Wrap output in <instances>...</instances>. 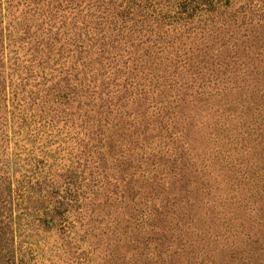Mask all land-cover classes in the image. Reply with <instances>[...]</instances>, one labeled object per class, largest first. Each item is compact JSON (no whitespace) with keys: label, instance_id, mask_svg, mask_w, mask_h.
Instances as JSON below:
<instances>
[{"label":"rangeland","instance_id":"rangeland-1","mask_svg":"<svg viewBox=\"0 0 264 264\" xmlns=\"http://www.w3.org/2000/svg\"><path fill=\"white\" fill-rule=\"evenodd\" d=\"M109 1L0 0V264L264 263V0Z\"/></svg>","mask_w":264,"mask_h":264},{"label":"trees","instance_id":"trees-1","mask_svg":"<svg viewBox=\"0 0 264 264\" xmlns=\"http://www.w3.org/2000/svg\"><path fill=\"white\" fill-rule=\"evenodd\" d=\"M83 1H87V3H90V4H92L91 6H94V5H96L97 6V8H99V6H102L103 5V7H102V9H104V10H108L109 9V5H106L105 3L106 2H108V3H111V1H109V0H67V2H66V5H65V7H64V9H66L65 10V12L67 11V12H69L71 9H77L78 10V13H80L81 12V9H80V4L78 5V2H83ZM211 2V0L209 1V3ZM128 3H130V6H126V13H131V12H133V11H131V5L132 6H134V8H137V6H141V3H142V0H128ZM87 5V4H86ZM86 14L88 15V18H87V20L84 18V16H83V18H82V23L86 26V24H88L87 23V21H88V19H90L92 16H89V13H87L86 12ZM42 20H46L45 18H43ZM50 20H51V18H50ZM54 22V21H53ZM71 22V21H70ZM73 22H75V21H73ZM29 25H33L32 23H28ZM44 24H46L47 25V27H43L44 26ZM116 26V25H115ZM43 28V29H42ZM117 28H121V27H117ZM40 29H42V30H46L47 31V34H48V31L51 29V27L49 26V24H48V21H43V24H42V26H41V28ZM2 33H1V31H0V134L1 135H4V136H7V134L6 133H4V131L3 130H1L2 129V127L4 126V124H3V122H6L5 120H4V118L2 117V114L1 113H5V109L4 110H2L1 111V109H2V104H4L5 105V101L7 100V92H6V89H7V87L5 86V84H4V81H5V78H4V76H3V73H2V48H3V45H2V42H3V38H2ZM79 35V34H78ZM40 37V36H39ZM39 37H36V39H38ZM38 43H39V41H38ZM43 44H45L44 45V48H45V50L43 51V53H41L40 55L41 56H45V55H47V57H49L50 55H51V53H52V46H50V45H48V41H46V42H44ZM36 50H38V51H42L43 50V47L39 50V48H36ZM60 51L58 50V52L57 53H59ZM56 53V54H57ZM57 61V60H56ZM55 61V62H56ZM54 62V63H55ZM45 65L48 67V68H51L52 69V64L51 65H49V63L47 62V63H45ZM61 68V67H60ZM62 68L64 69V67L62 66ZM74 68H75V66L74 65H71V66H69L68 68H65L66 70H67V72L65 73V75H64V77H62V79L60 78V81H62L64 84H65V86L66 87H68L69 86V84H68V82H66V80H70V79H67V78H69V77H72V76H74V75H76V74H78V72H75L74 71ZM57 69V68H56ZM55 70V69H54ZM66 76H67V78H66ZM59 79V78H58ZM71 80H73L72 82H70V83H72V84H74V81H76V83H77V85L78 86H81L82 87V92L83 93H86V90H88V88H89V86H88V84H82V81H79L78 80V78L77 77H74L73 79H71ZM43 83V82H42ZM39 84V82L38 83H36V84H34V87L36 88V90L33 92V90H31L30 91V96H31V104L33 103V102H35L34 104H36L37 106H39V107H41V108H43V107H45V103H46V107H47V105H48V99H47V101L46 100H44V97L43 96H47V95H49L48 93L50 92L49 90H45V92L46 93H44V95H40V92H42L43 90L42 89H40V87L41 86H37ZM55 85L56 86H59V82H56L55 83ZM259 90H260V94H259V96H260V98L258 99V100H255V101H251L250 103L252 104V107H249L248 109H247V112H245V115H247V116H249V115H251V116H249V120L247 121V127L250 129V130H252L253 131V133H248V135H252V134H254L255 135V140L258 138V137H260L259 138V145L261 146V147H259L260 148V150H259V153H262V154H260V155H262L263 157H264V86L263 87H260L259 88ZM34 93V95L32 96V94ZM87 96H89L88 98H87ZM85 98H87L89 101H92L93 102V100H92V97H91V93H89L88 95H85ZM96 107H97V109L98 108H102L103 106H104V104H103V102H101L99 105H96V104H94ZM247 105H248V103H247ZM48 109V108H47ZM97 109H96V111H97ZM50 110V109H49ZM251 111V112H250ZM97 117L98 118H96V120H98L99 122L97 123V125L98 124H100L101 122H103V121H107L106 119V117H100L99 115H97ZM41 120L39 119V122H40ZM97 122V121H96ZM108 122V121H107ZM120 128V127H119ZM98 129H99V125H98ZM3 176H6V177H4V178H9L5 173H3V175H2V177ZM91 191H92V189H90ZM91 204H92V202H91ZM105 205V204H104ZM99 206H100V204H99ZM103 206V205H102ZM108 210V209H107ZM109 210H110V208H109ZM101 211H103V209H101ZM103 213V212H102ZM104 214V213H103ZM126 215H127V221H125L124 219H123V217H122V219L121 220H123L124 221V223H125V225L123 226V233L126 235V233L127 232H129L128 234H131L132 235V237L134 238V234H135V232L137 233V235H139L140 237H143V233H141L140 232V230L143 228V224L141 223V221H138V220H140V218H138V217H142L141 215H140V212L139 213H137V214H135V215H131V216H128L129 215V213H127L126 212ZM118 223L120 222V221H117ZM133 224H135L136 226H137V228L135 229V227H133L132 225ZM141 227V229H139ZM131 235H126V236H129V237H131ZM136 241L137 242H139V239L136 237ZM259 261V260H258ZM259 264V263H258ZM260 264H264L263 262L262 263H260Z\"/></svg>","mask_w":264,"mask_h":264}]
</instances>
